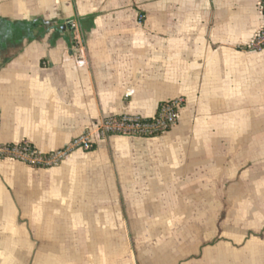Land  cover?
I'll return each mask as SVG.
<instances>
[{"label":"crops","instance_id":"crops-1","mask_svg":"<svg viewBox=\"0 0 264 264\" xmlns=\"http://www.w3.org/2000/svg\"><path fill=\"white\" fill-rule=\"evenodd\" d=\"M259 0H0V264H264V50ZM153 138L109 136V116Z\"/></svg>","mask_w":264,"mask_h":264},{"label":"built area","instance_id":"built-area-1","mask_svg":"<svg viewBox=\"0 0 264 264\" xmlns=\"http://www.w3.org/2000/svg\"><path fill=\"white\" fill-rule=\"evenodd\" d=\"M257 9L261 25L247 46V50L253 52L264 50V0L257 2ZM183 105V98H175L159 105L155 115L151 118L134 115L109 116L95 124V127L101 139L109 136L158 137L177 125ZM92 149L93 142L90 139V132L87 130L63 148L47 154L38 152L27 143L18 145L0 143V160L20 161L34 168L48 169L58 167L73 152H89Z\"/></svg>","mask_w":264,"mask_h":264},{"label":"rangeland","instance_id":"rangeland-1","mask_svg":"<svg viewBox=\"0 0 264 264\" xmlns=\"http://www.w3.org/2000/svg\"><path fill=\"white\" fill-rule=\"evenodd\" d=\"M77 152V151H76ZM73 153H75V152H73Z\"/></svg>","mask_w":264,"mask_h":264}]
</instances>
